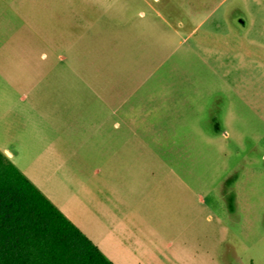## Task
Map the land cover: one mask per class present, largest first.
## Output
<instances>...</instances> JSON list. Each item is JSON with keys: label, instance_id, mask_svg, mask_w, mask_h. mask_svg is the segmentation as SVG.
<instances>
[{"label": "rangeland", "instance_id": "obj_1", "mask_svg": "<svg viewBox=\"0 0 264 264\" xmlns=\"http://www.w3.org/2000/svg\"><path fill=\"white\" fill-rule=\"evenodd\" d=\"M21 1L86 80L132 91L133 164L214 184L217 264H264V0Z\"/></svg>", "mask_w": 264, "mask_h": 264}, {"label": "crops", "instance_id": "obj_2", "mask_svg": "<svg viewBox=\"0 0 264 264\" xmlns=\"http://www.w3.org/2000/svg\"><path fill=\"white\" fill-rule=\"evenodd\" d=\"M23 5L0 0V151L113 264H217L214 184L181 164H133L145 128L132 91L86 80Z\"/></svg>", "mask_w": 264, "mask_h": 264}, {"label": "trees", "instance_id": "obj_3", "mask_svg": "<svg viewBox=\"0 0 264 264\" xmlns=\"http://www.w3.org/2000/svg\"><path fill=\"white\" fill-rule=\"evenodd\" d=\"M0 264H113L2 151Z\"/></svg>", "mask_w": 264, "mask_h": 264}]
</instances>
